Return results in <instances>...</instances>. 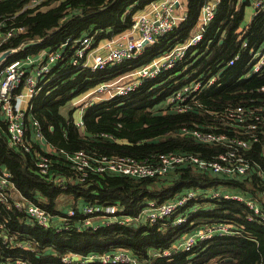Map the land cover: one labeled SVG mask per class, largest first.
<instances>
[{
  "label": "trees",
  "instance_id": "obj_1",
  "mask_svg": "<svg viewBox=\"0 0 264 264\" xmlns=\"http://www.w3.org/2000/svg\"><path fill=\"white\" fill-rule=\"evenodd\" d=\"M30 1H0V21L4 20L9 27L26 28L25 35L15 36L2 44L0 53L17 49L26 41L39 42L35 47L10 54L0 65V71L11 61L22 60L41 50L59 49L66 40L69 41L67 47L62 48L64 56L60 67L51 70L49 77L53 78L33 98L30 110L46 145L57 153L51 157L46 155L53 164L52 174L62 176L68 182L63 188L41 176L35 163L37 154L45 155L44 151L34 143L29 152L11 147L0 117V166L11 174L13 186L26 200L50 214H59L65 208L78 211L79 206L99 205L118 206L124 214L135 216L147 202L158 205L175 200L190 190L204 193L225 188L258 200L264 197V178L255 174L261 171L264 175V157L260 151L264 136L246 154L249 162L254 164L253 171L241 179H226L181 166L162 179L94 174L88 175L84 182H70L75 173L63 156V153L83 151L93 156L145 161L168 153H191L205 158L222 153L223 147L204 146L176 133L184 127L199 130L213 127L214 131L224 132L227 128L221 124V119L226 109L264 104V93H256L264 87V71L242 78L249 68L248 50H257L264 43V13L257 14L248 28H241L245 7L252 0H220L202 41L192 49L194 58L143 82L123 98L89 105L82 116L83 131L92 137L84 136L75 126L73 108L66 115L62 113L63 108L96 85L122 77L166 54L174 45L184 43L193 35L203 0H187L186 19L172 32L158 37L153 45L145 47L136 58L106 66L100 71L73 70L71 58L75 47L72 44L87 36H92V47L113 39L130 29L137 12L160 0H49L39 5L45 6L46 10L26 9L11 18ZM243 41L247 43L245 51L240 50ZM235 55H239L238 60L233 66H227ZM200 75L203 78L216 75L221 83L198 96L197 103L203 109L186 114L157 111L172 93ZM62 201H67L68 206L65 207ZM179 211L191 215L187 224L180 227H174L171 218L154 225L113 224L97 230L55 232L28 222L23 213L0 204V223L4 224L7 233L15 236L13 242L37 243L33 253L17 248L10 251L0 243V264L6 263V258L11 263L23 259L30 264H66L62 258L70 254L85 257L118 249L127 250L137 264H264V223L247 221L249 212L243 204L221 198L203 199L190 201ZM218 224H232L243 229L233 237L198 242L189 252L173 249L184 235ZM165 251H170L168 257L162 256ZM69 264L79 263L72 260Z\"/></svg>",
  "mask_w": 264,
  "mask_h": 264
},
{
  "label": "built area",
  "instance_id": "obj_2",
  "mask_svg": "<svg viewBox=\"0 0 264 264\" xmlns=\"http://www.w3.org/2000/svg\"><path fill=\"white\" fill-rule=\"evenodd\" d=\"M49 0H31L26 9H41L43 2ZM180 0H160L146 6V10L137 12L133 17L130 29L123 34L107 41L96 54L89 56L92 47V37L87 36L75 41L74 55L71 58L72 69H89L100 71L106 66L120 63L124 60L134 59L142 53L145 47L153 45L158 37L164 36L186 19L185 15H177L175 11L179 8ZM200 9L198 32L192 35L184 43L174 45L169 52L155 58L151 63L139 67L126 75L107 83H101L93 91L83 95L81 98L73 99V105L78 108L79 114L74 121L77 128L84 126L82 110L91 102L89 97L94 96L97 100L120 99L134 92L147 80L169 71L186 58H194L192 49L203 39L206 29L213 20L217 3L203 0ZM219 1V0H218ZM252 7L255 14L264 13V0H253ZM22 10V11H23ZM24 26L14 29L7 28L5 21L0 23V46L15 36L25 35ZM33 41H26L19 49ZM39 44V42L37 41ZM66 40L59 49L41 50L34 55H28L22 60L7 63L0 71V117L4 122L6 135L11 147L24 152L31 150L34 143L41 147L42 136L39 124L30 115L31 101L41 89L50 82L51 70L60 67L64 53L62 48L67 47ZM247 43H241L240 50L245 51ZM15 50L5 52L13 53ZM3 52V53H5ZM248 72L242 78H248L254 74L264 71V46L257 50L249 49ZM239 55H235L227 66H233ZM4 61L1 64H3ZM49 77V79H48ZM216 75L203 78L200 75L197 79L188 82L172 93L162 106V113L186 114L196 109H203L197 103L198 96L207 89L216 88L220 85ZM264 90V89H261ZM100 97V98H99ZM79 105V106H78ZM91 105V104H90ZM216 116V115H215ZM221 124L227 128L224 132H217L209 127L207 130L197 128H182L179 133L181 137H190L196 143L211 146L223 147L222 153L214 157L205 158L197 154L168 153L158 155L145 161H138L130 157H106L93 156L86 152L63 153L64 160L75 173L72 180L84 182L88 175H119L134 179H162L177 167L186 166L201 173H208L214 176H223L226 179H241L250 175L253 165L246 157L252 147L264 136V106L256 105L251 108L236 106L228 108L222 113ZM35 141V142H34ZM47 146V145H44ZM52 148V147H51ZM54 150V149H53ZM43 151V150H42ZM37 154L35 167L37 172L47 181L63 187L68 182L66 178L53 175L51 169L53 164L51 156ZM50 155L47 157L46 155ZM261 156L264 157V140L261 143ZM259 177L264 178L261 171H257ZM11 174L0 166V204L6 209H14L23 213L28 220L44 230L55 232L67 230H97L100 227L109 225L138 226L140 224L154 225L173 218L174 227L187 224L191 215L179 210L186 207L190 201L203 199H224L234 200L243 204L249 215L247 221L264 223V208L259 201L251 196L233 193L224 189L206 191L190 190L181 194L175 200L161 204L147 202L145 206L135 215L130 216L123 213L118 206L83 205L78 211L72 208L60 210V213L50 214L41 206L26 200L13 186ZM64 188V187H63ZM241 230L232 224H218L201 227L191 234L184 235L173 249L189 252L198 242L207 241L217 236H233ZM15 237V236H14ZM14 237L7 233L4 224L0 223V243L8 250L15 248L32 252L37 247L34 241L24 243L13 242ZM168 257L170 251L161 253ZM4 264H30L26 260L16 259L12 263L6 258ZM73 261L79 264L100 263V264H137L125 249H118L111 253L90 254L80 257L70 254L62 258V262L69 264Z\"/></svg>",
  "mask_w": 264,
  "mask_h": 264
},
{
  "label": "crops",
  "instance_id": "obj_3",
  "mask_svg": "<svg viewBox=\"0 0 264 264\" xmlns=\"http://www.w3.org/2000/svg\"><path fill=\"white\" fill-rule=\"evenodd\" d=\"M209 2H213V3H219V1L218 0H208ZM242 1H244V0H242ZM252 2H253V0H252ZM252 2L250 3V5L249 6H247V7H245V10H244V18H243V25L241 26V28H244V27H247L248 28V26H249V24H250V22H251V20L257 15V14H255L254 13V9H253V7H252ZM203 3H204V1H203ZM217 6V5H216ZM186 7H187V0H180L179 1V8L175 11V13L177 14V15H185V16H187V14H186ZM216 9V8H215ZM199 13H200V11H199ZM198 22H199V14H198V21H197V25H196V28H195V30H194V32H193V35L195 34V33H197L198 32V27H199V25H198ZM181 23V22H180ZM179 23V24H180ZM188 40V39H187ZM246 42V41H245ZM103 43V44H102ZM100 48L103 46V45H105V43L104 42H101L100 43ZM262 46H264V43L260 46V47H262ZM240 47H241V45H240ZM187 60H189L188 58H186L185 59V61H183V62H186ZM230 61V60H229ZM228 61V62H229ZM182 62V63H183ZM235 64V63H234ZM179 65V64H178ZM260 74H263V72L262 73H260ZM255 75V74H254ZM261 89H264V87H261V88H259V89H257L256 90V93H264V90H261ZM251 93H253V92H251ZM259 102H261L260 100H259ZM262 106H264V104L262 105ZM35 142V141H34ZM45 147L46 148H48L49 149V152H47L46 150H45V152L46 153H48V154H50V155H54V154H57L54 150H53V148H51V147H49V146H44V145H42L41 146V149L43 150V149H45ZM260 151H261V149H260ZM221 189H224L225 190V188H221ZM211 190H215V189H211ZM207 192L205 191L203 194H206ZM244 195V194H243ZM246 196H248V194L246 195ZM250 196V195H249ZM252 197V196H251ZM256 199V198H255ZM258 200V199H257ZM259 201V204L264 208V197H262V199L261 200H258ZM237 202V201H236ZM243 228H241V230H242ZM240 230V231H241ZM233 236H235V235H233ZM233 236H217V237H233ZM214 238H216V237H214ZM211 239H213V238H211ZM211 239H209V240H211Z\"/></svg>",
  "mask_w": 264,
  "mask_h": 264
},
{
  "label": "rangeland",
  "instance_id": "obj_4",
  "mask_svg": "<svg viewBox=\"0 0 264 264\" xmlns=\"http://www.w3.org/2000/svg\"><path fill=\"white\" fill-rule=\"evenodd\" d=\"M0 1H3V0H0ZM53 4H55V3H53ZM53 4H51V5H53ZM51 5H49L48 7H50ZM25 7H23L21 10H20V12H18L15 16H13V17H11V18H15L16 16H18L19 14H21L24 10ZM23 10V11H22ZM41 10H46V7L44 6L43 8H41ZM144 10H146V8H144L143 10H141V11H144ZM140 11V12H141ZM4 21V20H3ZM3 21H0V23H2ZM133 22V21H132ZM16 27H20L19 25H12V26H10L9 27V24L7 25V28H10V29H14V28H16ZM90 37H92V36H90ZM107 41H109V40H104V41H101V42H104V43H106ZM101 42H99L98 44H97V46L96 47H91V49H90V51H89V56H91V55H93V54H96V53H98L99 51H100V43ZM103 44V43H102ZM93 46V45H92ZM9 50H15L14 52H17L18 50H19V48H17V49H9ZM8 51V50H7ZM13 52V53H14ZM2 53H0V55H1ZM12 54V53H11ZM77 69H79V68H77ZM76 70V69H75ZM86 70H89V69H86ZM91 71V70H90ZM100 84H98V85H96L94 88H92V89H90V90H88V91H86V92H84V93H82L81 95H79V96H77V99H79V98H81L83 95H85V94H87V93H89V92H91V91H93L95 88H97L98 86H99ZM100 98V97H99ZM89 99L91 100V102L88 104V106L90 105V104H93V103H97V102H100V101H106V100H99V99H95L94 98V96H91V97H89ZM113 100V99H112ZM79 106V105H78ZM88 106L84 109V110H82V115H83V113H84V111L88 108ZM73 108V117H74V119H76L77 118V116H78V114H79V109L78 108H76V106H74L73 105V101H71L67 106H65V108H63V110H62V113L63 114H67L68 113V111H70V109H72ZM158 110H162V107L161 106H159L158 108H157V111ZM163 113L164 114H167L166 113V111L164 110L163 111ZM38 123V122H37ZM78 130L81 132V133H84V131H83V127L82 128H78ZM45 150L47 151V152H49V149L48 148H46L45 147V149H43V151L45 152ZM65 207H67L68 205L66 204V203H68L67 201H62L61 202ZM60 208H64V207H61L60 206Z\"/></svg>",
  "mask_w": 264,
  "mask_h": 264
},
{
  "label": "water",
  "instance_id": "obj_5",
  "mask_svg": "<svg viewBox=\"0 0 264 264\" xmlns=\"http://www.w3.org/2000/svg\"><path fill=\"white\" fill-rule=\"evenodd\" d=\"M37 45H38V43L35 42V41H33V42H31V43L26 44V45L23 47V49H26V48H28V47H35V46H37ZM19 50H21V49H19ZM19 50H18V51H19ZM10 54H11L10 52L2 53V54L0 55V63H2L3 61H5V59H6ZM83 134H84V136H86V137H92V135L89 134V133H87L86 131H84ZM42 143H43L44 145H46V142H45L44 140H42Z\"/></svg>",
  "mask_w": 264,
  "mask_h": 264
}]
</instances>
